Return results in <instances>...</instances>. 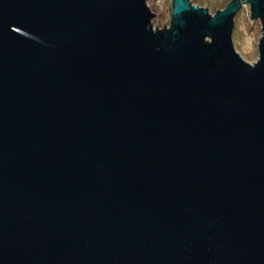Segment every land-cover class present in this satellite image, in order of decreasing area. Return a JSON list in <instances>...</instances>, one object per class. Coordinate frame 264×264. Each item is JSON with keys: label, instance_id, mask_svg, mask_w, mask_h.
Instances as JSON below:
<instances>
[{"label": "water", "instance_id": "1", "mask_svg": "<svg viewBox=\"0 0 264 264\" xmlns=\"http://www.w3.org/2000/svg\"><path fill=\"white\" fill-rule=\"evenodd\" d=\"M148 1L0 0V264H264V0Z\"/></svg>", "mask_w": 264, "mask_h": 264}, {"label": "rangeland", "instance_id": "2", "mask_svg": "<svg viewBox=\"0 0 264 264\" xmlns=\"http://www.w3.org/2000/svg\"><path fill=\"white\" fill-rule=\"evenodd\" d=\"M200 4L205 0H198ZM151 3L148 1V5ZM204 8H209L204 6ZM210 9V8H209ZM172 0H166L163 13L153 21L154 28L168 27L172 17ZM217 9H210L215 14ZM262 36L261 24L258 20L251 19L250 6L243 8L235 18V30L233 34L237 52L248 63L254 64L258 57V43Z\"/></svg>", "mask_w": 264, "mask_h": 264}, {"label": "trees", "instance_id": "3", "mask_svg": "<svg viewBox=\"0 0 264 264\" xmlns=\"http://www.w3.org/2000/svg\"><path fill=\"white\" fill-rule=\"evenodd\" d=\"M191 1L193 4H197L200 7L206 6V7H209L210 9H213V8L217 9V11H218V10L224 9L227 6V4L232 0H205V1H203L202 4H200V2L198 0H191Z\"/></svg>", "mask_w": 264, "mask_h": 264}, {"label": "built area", "instance_id": "4", "mask_svg": "<svg viewBox=\"0 0 264 264\" xmlns=\"http://www.w3.org/2000/svg\"><path fill=\"white\" fill-rule=\"evenodd\" d=\"M149 7L157 14L156 19L163 13L166 0H149Z\"/></svg>", "mask_w": 264, "mask_h": 264}]
</instances>
